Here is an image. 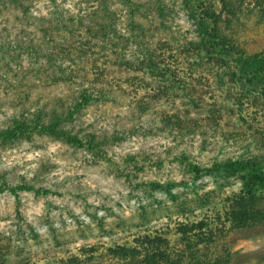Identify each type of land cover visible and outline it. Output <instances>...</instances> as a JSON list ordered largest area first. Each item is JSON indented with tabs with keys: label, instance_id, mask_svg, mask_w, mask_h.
Masks as SVG:
<instances>
[{
	"label": "rangeland",
	"instance_id": "374dc122",
	"mask_svg": "<svg viewBox=\"0 0 264 264\" xmlns=\"http://www.w3.org/2000/svg\"><path fill=\"white\" fill-rule=\"evenodd\" d=\"M257 2L233 0L226 27L249 54ZM248 156L264 160V92L207 53L184 0H0L3 264L214 220L241 181L204 170ZM219 238L264 264V225Z\"/></svg>",
	"mask_w": 264,
	"mask_h": 264
},
{
	"label": "trees",
	"instance_id": "16d2710c",
	"mask_svg": "<svg viewBox=\"0 0 264 264\" xmlns=\"http://www.w3.org/2000/svg\"><path fill=\"white\" fill-rule=\"evenodd\" d=\"M184 2L197 24L207 53L232 69L253 90L264 92V53H247L240 41L226 31L232 19L238 16L233 0H222V10L215 6L214 0ZM257 7L260 21L264 22L263 0L257 2ZM18 126L21 125L15 128ZM194 167V172L200 174L202 169ZM204 172L241 181L239 191L227 199L226 206L214 220L207 216L194 222L181 221L173 233L155 229L121 243L114 242L103 250L97 246H83L64 257L46 255L20 259L17 264H234L229 247L218 250L219 237L229 231L264 225V160L258 156L229 158ZM0 264H3L1 259Z\"/></svg>",
	"mask_w": 264,
	"mask_h": 264
}]
</instances>
